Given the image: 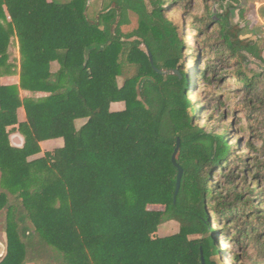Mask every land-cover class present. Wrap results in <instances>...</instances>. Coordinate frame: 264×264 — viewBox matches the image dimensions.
<instances>
[{
    "label": "trees",
    "instance_id": "trees-1",
    "mask_svg": "<svg viewBox=\"0 0 264 264\" xmlns=\"http://www.w3.org/2000/svg\"><path fill=\"white\" fill-rule=\"evenodd\" d=\"M181 2L0 0V79L19 77L18 85L0 84V234L6 239L0 264H218L213 254L227 264H264V212L256 211L259 204L244 212L229 202L242 200L240 187L260 192L264 161L245 164L234 154L241 140L231 139L232 124L207 129L212 115L203 114L218 110L222 95L189 98L195 84L215 92L224 86L226 56L236 59L244 50L261 60V52L226 30L223 49L196 69L198 50L167 16ZM13 39L18 68L10 62ZM232 74L243 84L236 93L258 101L255 77ZM113 103L124 109L110 111ZM13 127L23 137L20 148L11 145L7 130ZM54 139L63 140L56 163L30 160L40 154L41 142ZM177 143L183 173L174 197ZM213 175L232 190L217 192ZM172 220L178 234L151 237ZM232 231L228 242L237 253L220 250L216 241L220 235L226 243Z\"/></svg>",
    "mask_w": 264,
    "mask_h": 264
},
{
    "label": "rangeland",
    "instance_id": "rangeland-1",
    "mask_svg": "<svg viewBox=\"0 0 264 264\" xmlns=\"http://www.w3.org/2000/svg\"><path fill=\"white\" fill-rule=\"evenodd\" d=\"M263 2L264 0H227L226 3L221 4L218 2L205 3L203 0H182L177 8L170 10L167 13V16L180 27V32L189 48L198 50V58H196V62L198 63L196 69L198 70H202L204 68V62L207 56H209L208 61L214 60V58H216V52L213 53L214 50L223 49L224 44L223 39H221V35L226 30L230 33V35L233 36L234 39L241 41L242 44L250 42L254 44L257 51L261 52V60L250 54H247L244 50L238 52L236 59L228 58V56H226L228 66L220 68L221 76L227 75L224 80L226 81L224 82V86L215 92L213 88L214 86L205 88L202 84H195L193 87H191V92L189 94V98L194 101H199L203 97L209 96L213 93L222 95L221 102L223 105L214 112L209 110L203 114V116L206 118H209L210 115H212V119H208L206 121V127L209 130L218 132L223 129L224 125L229 126L232 124L233 128L231 129H233L235 132H233V138L231 139L236 140V138H240L241 140V144L234 150V154L241 155L245 161V164L251 163V165H253L254 159H257L258 161H264V156L261 151L263 144L259 138L262 133V135H264V93L262 91L264 84V6L262 7L260 5ZM186 4H188V9L184 8ZM130 19L133 24H137L138 18L134 14H130ZM242 26L245 27V31L241 30ZM203 28L206 30L203 34H200V30ZM236 29H240V31ZM235 31L237 32L235 33ZM236 34H238V37ZM206 50L211 52L207 54ZM9 55L10 61L17 64L19 63V52L16 41L11 43ZM223 55H225V52ZM188 63L191 65L190 62ZM236 71H240L241 74L249 78L255 77L257 89L252 91V94L258 92V101L255 100L251 104L246 101L247 98L244 96V94L236 93L235 89L241 88L243 86L242 83L237 82L235 77H231V75L234 76L232 73ZM118 82L121 84V80H118ZM117 104H119L120 107H112L110 105V111L117 112L124 109L123 103ZM19 112L20 118L18 119H20L19 121H23L24 111L20 109L18 113ZM201 124L204 125L205 123L201 122ZM7 132L10 136V139L20 135L17 127L10 128L7 130ZM248 145H250L252 148H249ZM252 149H257L258 151H254ZM60 150H62V148ZM57 151H59V149H56L55 146H45V149L43 151L41 150L40 154L38 155H42L41 157L46 158L49 161V164H53L58 161V155L56 153ZM236 157L237 156L233 155L232 161L234 166H238L239 169V165H237V162L239 161L236 160ZM251 165L247 166V168H249L250 171H254V166ZM260 168L261 170H264L262 166ZM240 177L241 175L238 176L236 180H234V184H238L237 187L240 186V183H238V181H240ZM211 181L215 184V190L220 192L222 195H226L228 191L232 190L231 187L225 184V178L222 176L213 175L211 176ZM263 183L264 182L261 181V185L256 190H260V192H254L253 194L246 192V189L245 191L241 190V187L237 188L236 192H240V195L243 194V198L242 200H237L235 197L231 196L232 198L229 202L232 203V207L245 210L244 212H248L259 204L260 206H257L258 210L256 211L259 213L264 212ZM249 187L252 189L251 184H249ZM247 198H250L252 201L244 204L245 199ZM149 209L163 210V207L150 206ZM209 216L211 218L210 224L214 226V224H216V219L211 214H209ZM159 227H157V230ZM179 228V223L172 220L162 225L159 230L160 232L158 231L152 233L151 237L156 238L160 236L166 237L175 235L179 233ZM233 231L228 234L229 237L226 239V243L222 242L220 235L217 236L220 237L219 241L216 237V241L219 243L220 250L232 248L233 252H238V250H235L233 245H230V242H228V240H230L232 237ZM254 240H256V238L250 241L255 244ZM0 243H4L3 245L6 244L4 235H0ZM212 260L216 261L218 264H227L226 261L223 260L222 255L219 254H213ZM245 264L252 263L248 262Z\"/></svg>",
    "mask_w": 264,
    "mask_h": 264
},
{
    "label": "crops",
    "instance_id": "crops-1",
    "mask_svg": "<svg viewBox=\"0 0 264 264\" xmlns=\"http://www.w3.org/2000/svg\"><path fill=\"white\" fill-rule=\"evenodd\" d=\"M13 41H16V39H13L12 42ZM10 62H12V61H10ZM12 63H14V62H12ZM14 64L17 65V68H18L19 63L18 64L17 63H14ZM52 66H53V69L55 70L56 69V64H53ZM18 82H19V79H18L17 74H14V75H11V76H5V77H3V78L0 79V84L1 85H4V86H8V85H18ZM21 96H31V95L29 93H27V92H21ZM36 96H42V95L41 94H38ZM111 106L112 107L113 106H115V107H118L119 106L120 107V105L117 104V103H113V104H111ZM19 114H20V112L18 113V118H20L19 117L20 116ZM24 119H25V115H24L23 120ZM10 141H11V144L14 147L17 146L18 148H20L22 146V144H23V137H21L20 135H17L15 138H11ZM45 146H49V147L55 146L56 149H59L60 150L61 148H63V140L62 139H54V140H48V141H44V142H41L40 143V148H41L42 151L45 149ZM41 156H39V155L38 156H34V157L30 158V159H37V158H40ZM162 225H164V224H162ZM161 226L158 228V230L156 228L157 231H155V232H158L160 230ZM0 235H4V234H0ZM160 237L162 238L164 236H160ZM160 237H156V238H160ZM5 241H6V239H5ZM3 244L0 243L1 247H3L4 250H5V252H6V244L5 245H3ZM5 252H4V256H5ZM1 259H3V257L0 258V260Z\"/></svg>",
    "mask_w": 264,
    "mask_h": 264
},
{
    "label": "water",
    "instance_id": "water-1",
    "mask_svg": "<svg viewBox=\"0 0 264 264\" xmlns=\"http://www.w3.org/2000/svg\"><path fill=\"white\" fill-rule=\"evenodd\" d=\"M90 2H91V0H88V3H90ZM147 55H148L150 64L153 65V59H152V56H151L149 51H147ZM158 72L162 73L161 71H158ZM175 73L178 74L177 71H175ZM178 148H179V143H177L176 149L174 150L172 157H171V162L174 165V167L177 169V178H176V187H175L174 197H176V195L179 191L180 182H181L182 173H183L181 167L176 163V155L178 152ZM4 252H5L4 248L1 247V245H0V258L4 257Z\"/></svg>",
    "mask_w": 264,
    "mask_h": 264
},
{
    "label": "flooded vegetation",
    "instance_id": "flooded-vegetation-1",
    "mask_svg": "<svg viewBox=\"0 0 264 264\" xmlns=\"http://www.w3.org/2000/svg\"><path fill=\"white\" fill-rule=\"evenodd\" d=\"M227 1V0H226ZM226 1L225 2H222L221 4H223V3H226ZM262 7L264 6V2L262 3V4H260ZM260 18V17H259ZM236 30H238V31H240V29H236ZM241 30L242 31H245L246 29H245V27H243L242 26V28H241ZM237 31H235V33H236ZM237 35V37H238V34H236ZM240 40V39H239ZM241 42V41H240ZM247 44V43H246ZM248 44L249 45H253L254 46V44H252V43H250V42H248Z\"/></svg>",
    "mask_w": 264,
    "mask_h": 264
}]
</instances>
